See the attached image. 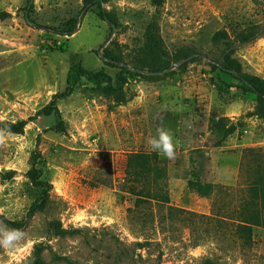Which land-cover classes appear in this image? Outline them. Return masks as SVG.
<instances>
[{
  "label": "rangeland",
  "instance_id": "1",
  "mask_svg": "<svg viewBox=\"0 0 264 264\" xmlns=\"http://www.w3.org/2000/svg\"><path fill=\"white\" fill-rule=\"evenodd\" d=\"M85 4L0 0V120L27 121L21 134L0 131V229H7L4 218L23 223L18 239L0 244V264H264L263 230L255 229L253 242L244 245L232 225L264 158V120L256 95L227 76L217 78L211 67L223 48L211 43L212 35L264 25V2L165 0L157 7L150 0H107L102 8L120 23L114 29L98 8L83 10ZM71 19L73 34L50 31ZM147 29L168 50L163 73L133 68L130 55ZM115 46L129 68L126 103L109 109L82 79L58 102L66 132L56 133L54 118L40 110L64 90L76 62L114 79L119 68L102 57ZM180 48L195 52L181 67L170 56ZM235 56L245 72L264 80V36L238 47ZM218 117L229 118L236 131L215 146L209 125ZM160 123L174 134V159L147 144ZM36 152L45 161L36 167L51 185L52 203L29 217L33 196L26 174ZM134 153L159 156L168 203L136 207L120 190L125 160ZM199 168L202 182L215 185L209 197L187 187ZM7 171L11 179H3ZM53 221L68 234L54 235Z\"/></svg>",
  "mask_w": 264,
  "mask_h": 264
},
{
  "label": "trees",
  "instance_id": "2",
  "mask_svg": "<svg viewBox=\"0 0 264 264\" xmlns=\"http://www.w3.org/2000/svg\"><path fill=\"white\" fill-rule=\"evenodd\" d=\"M164 1L150 0V3L159 7L164 4ZM262 1L264 2V0ZM106 2L107 0H86L83 10L98 8L101 20L107 22L112 29L118 28L120 23L116 15L102 8V4ZM75 27L76 19H71L64 28H51L50 31L58 35H71L75 31ZM262 36H264V25L260 23L249 24L240 30L233 31L232 34L225 30L216 31L211 37V43L214 45L221 44L223 48L220 52V61L211 64V67L212 70L218 71L217 78H220V74L227 76L236 83L241 91L256 95L257 112L264 120V80L245 72L241 62L235 56L238 47L250 44ZM64 47L65 45H61L58 50L64 51ZM194 54V51L180 48L171 53L170 56L175 63L183 62L181 67L192 60ZM168 56V50L160 36L147 29L143 35V44L130 55V58L133 68H136L134 70L159 73L164 69L165 60ZM102 58L119 68L114 79L103 72L89 71L83 68L79 62H76L71 65L67 73L64 90L54 94L48 104L40 110L42 115L54 118L53 130L56 133L64 134L66 132L65 121L58 109V102L71 96L82 79L90 84L92 94L109 101V109L126 103L125 85L128 82L129 68L124 63L120 48L115 46L105 51ZM26 123L27 121L24 120L16 123L0 120V131L21 134ZM209 127L216 138L215 146H220L236 131V124L227 117L210 119ZM248 152H253V149H248ZM37 164H41L42 167L45 166V161L36 152L32 155V166L26 174L27 186L33 196L28 211L29 217L39 211H44L52 203L51 185L42 178V171L36 167ZM123 173L124 177L120 190L134 197L136 207L149 201L168 203L169 198L164 183L165 165L161 164V159L157 154L134 153L128 155ZM201 173L202 169H194L191 178L187 181V187L199 196L209 197L214 193L215 185L202 182ZM13 174V171H7L4 173L3 179H11ZM2 222L9 230H19L23 227V223L5 218ZM52 225L54 235L62 237L68 234V231L54 221ZM232 225L235 237L244 245H250L253 242L255 229H262L264 232V158L255 165L254 177L248 185L247 197L236 211ZM202 264L216 263L206 260Z\"/></svg>",
  "mask_w": 264,
  "mask_h": 264
},
{
  "label": "clouds",
  "instance_id": "3",
  "mask_svg": "<svg viewBox=\"0 0 264 264\" xmlns=\"http://www.w3.org/2000/svg\"><path fill=\"white\" fill-rule=\"evenodd\" d=\"M147 144L152 151L162 154L168 159L175 158V144L173 132L160 123L156 128L155 136L149 137ZM19 230L0 229V244H10L18 239Z\"/></svg>",
  "mask_w": 264,
  "mask_h": 264
},
{
  "label": "water",
  "instance_id": "4",
  "mask_svg": "<svg viewBox=\"0 0 264 264\" xmlns=\"http://www.w3.org/2000/svg\"><path fill=\"white\" fill-rule=\"evenodd\" d=\"M26 19H27V18H26ZM177 64H178V63H177ZM177 64H176V65H177ZM169 70H170V69H169ZM160 73H163V71H162V72H160Z\"/></svg>",
  "mask_w": 264,
  "mask_h": 264
}]
</instances>
